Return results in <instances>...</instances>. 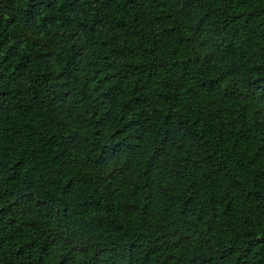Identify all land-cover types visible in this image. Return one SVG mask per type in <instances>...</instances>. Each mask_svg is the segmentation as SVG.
<instances>
[{"label":"trees","instance_id":"obj_1","mask_svg":"<svg viewBox=\"0 0 264 264\" xmlns=\"http://www.w3.org/2000/svg\"><path fill=\"white\" fill-rule=\"evenodd\" d=\"M0 264H264V0H0Z\"/></svg>","mask_w":264,"mask_h":264}]
</instances>
